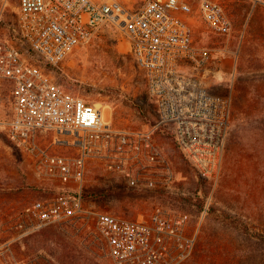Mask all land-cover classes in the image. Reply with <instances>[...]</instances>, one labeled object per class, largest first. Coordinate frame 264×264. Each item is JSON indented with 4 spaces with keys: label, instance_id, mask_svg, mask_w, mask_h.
Masks as SVG:
<instances>
[{
    "label": "built area",
    "instance_id": "2783aa9c",
    "mask_svg": "<svg viewBox=\"0 0 264 264\" xmlns=\"http://www.w3.org/2000/svg\"><path fill=\"white\" fill-rule=\"evenodd\" d=\"M195 14L229 39L232 21L218 0H18L24 47L0 43V78L12 84L4 130L52 193L17 210V234L91 219L109 264H182L192 255L200 223L192 226L187 212L157 207L148 217L117 215L96 207L85 181L96 166L129 188L166 186L173 172L158 130L170 134L197 180L219 179L231 100L206 86L210 52L193 42ZM105 27L117 31L142 71L155 102L153 125L114 126L49 70Z\"/></svg>",
    "mask_w": 264,
    "mask_h": 264
},
{
    "label": "rangeland",
    "instance_id": "374dc122",
    "mask_svg": "<svg viewBox=\"0 0 264 264\" xmlns=\"http://www.w3.org/2000/svg\"><path fill=\"white\" fill-rule=\"evenodd\" d=\"M218 1L232 21L229 39L212 32L198 15L191 20L194 44L210 52L206 86L231 100L217 182L197 180L170 134L158 130L157 141L173 172L166 186L129 188L94 166L85 190L98 209L128 218L148 217L157 207L187 212L192 226L200 224L194 251L182 264H264V0ZM17 3L0 0V43L23 49ZM49 70L67 90L99 103L114 126L156 121L142 71L114 28L105 27ZM11 89L0 78V264H109L91 219L16 233L17 210L52 193V186L36 178L26 156L5 135Z\"/></svg>",
    "mask_w": 264,
    "mask_h": 264
},
{
    "label": "bare ground",
    "instance_id": "6f19581e",
    "mask_svg": "<svg viewBox=\"0 0 264 264\" xmlns=\"http://www.w3.org/2000/svg\"><path fill=\"white\" fill-rule=\"evenodd\" d=\"M95 105H96V106H100V104H99V103H95ZM101 113H102V111H101ZM102 115H103V114H102Z\"/></svg>",
    "mask_w": 264,
    "mask_h": 264
}]
</instances>
